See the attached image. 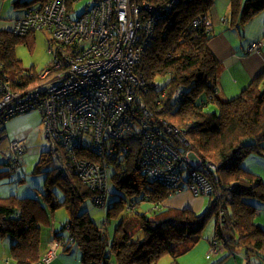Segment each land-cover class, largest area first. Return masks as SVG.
<instances>
[{
    "label": "trees",
    "instance_id": "16d2710c",
    "mask_svg": "<svg viewBox=\"0 0 264 264\" xmlns=\"http://www.w3.org/2000/svg\"><path fill=\"white\" fill-rule=\"evenodd\" d=\"M143 1L153 7L146 11V20H142L139 42L143 52L138 68L149 83L146 101L157 118H165L185 131L191 148L201 160L198 170L222 195L218 198L201 195L208 199V205L200 212L188 207L164 206L171 195L189 191L182 185L191 173L189 168H180L183 182L176 188H168L143 173V135L132 124L131 130L121 138L109 142L107 167L111 164L116 167L115 179L133 197L130 208L142 201L151 202L154 207L151 215L136 212L119 218L110 237L86 210H81L83 201L94 193L77 176L70 148L61 141L51 140L54 147L43 151L36 165L37 170L47 168L42 196L0 195V237L12 239L11 252L16 264L41 263L39 216L52 227L54 213L62 207L67 210V220L59 230H52V240L64 247L77 245L85 264H158L166 254L172 257L171 264H180L179 257L201 241L203 229L212 218L215 223L211 246L220 245L229 252L241 247L248 264L254 257L264 262V228L256 221V201L264 203V182L260 175L243 166L251 153L264 150V72L238 96L225 99L218 85L220 63L209 47L208 12L213 0H178L173 7H169L170 0ZM14 3L21 6L26 1L14 0ZM27 3L28 7L35 0ZM262 10L264 0H232L231 23L240 26ZM150 17L154 18L152 32L146 34L144 27ZM203 17L206 21L195 25V20ZM33 35H19L13 30L0 32V80L14 91L26 90L43 79L42 72L26 68L15 51L19 43L31 44ZM162 91H166V96L158 105L155 98ZM211 104L217 105L218 110H210ZM13 116L7 119L0 116V135ZM173 144L179 152H184L183 143ZM87 149L78 150L80 156L96 158L94 151ZM4 164L16 170L22 167L23 157L16 164L10 154ZM209 164L216 169H211ZM9 173L5 170L0 175ZM56 185L65 192L63 199L55 191ZM223 185L228 188H222ZM127 204L123 197L114 201L106 220L117 218ZM62 230L68 231L70 241Z\"/></svg>",
    "mask_w": 264,
    "mask_h": 264
},
{
    "label": "built area",
    "instance_id": "2783aa9c",
    "mask_svg": "<svg viewBox=\"0 0 264 264\" xmlns=\"http://www.w3.org/2000/svg\"><path fill=\"white\" fill-rule=\"evenodd\" d=\"M178 0H170L173 7ZM153 7L143 0H96L78 17L68 8V0H48L27 7L15 20L13 31L26 35L37 31L50 33L51 64L41 73L42 81L23 91H14L0 80V116L5 119L39 109L44 117L46 134L52 141L69 147L79 179L93 190L94 203L106 207L109 195L106 152L111 140H118L135 124L143 135L142 172L168 188L183 182L180 168H189L190 179L182 186L195 196L222 195L198 170L201 160L191 148L185 131L165 118H157L148 105V81L139 71L143 45L140 44L146 11ZM154 18L145 25L152 32ZM206 17L195 20L201 25ZM255 43L252 49H259ZM166 91L156 97L161 104ZM3 124V122H2ZM185 145L179 152L173 142ZM28 142H10L11 157L20 164ZM88 148L96 158L80 156ZM211 169L216 166L209 164ZM226 189L228 186L223 185ZM261 211L257 210L256 215ZM59 241L50 240L41 254V263L56 257ZM220 245H212L218 250Z\"/></svg>",
    "mask_w": 264,
    "mask_h": 264
},
{
    "label": "rangeland",
    "instance_id": "374dc122",
    "mask_svg": "<svg viewBox=\"0 0 264 264\" xmlns=\"http://www.w3.org/2000/svg\"><path fill=\"white\" fill-rule=\"evenodd\" d=\"M26 3L19 6L21 10H25L28 1L24 0ZM40 0H35L34 4H38ZM96 0H68V8L71 11L74 17H78L86 10L90 9ZM240 2H244L245 0H238ZM213 6L209 10V16L213 15L216 22H212L213 32H221L228 28V33L232 35V40L235 44L240 45L242 49V45H244L247 49V45L255 38H263V34L261 30L263 28L264 31V23L262 24L261 20L264 19V10L254 15L248 21L244 22L240 26L236 23L233 25L231 16H232V0H213ZM208 16V17H209ZM212 17V19H213ZM210 18V17H209ZM211 20V19H209ZM235 28V29H232ZM239 28V29H238ZM50 33L47 31H37L34 32L32 39V45L28 44L26 41L23 43H19L16 46V54L23 61V64L28 69H34L36 72H42L48 66L52 59V55L49 51V41ZM34 39V40H33ZM243 43V44H242ZM240 50V49H239ZM250 51V48H249ZM242 52V50L240 51ZM219 65V77L222 73L223 76H226L228 69L223 62H220ZM244 64L247 65L246 62ZM243 65V64H242ZM232 67H237V63L231 65ZM225 70L223 71V68ZM221 75V76H222ZM210 110H218L217 105L211 104ZM16 139H26L28 142V146L26 148V152L23 156V164L21 168L16 170H11L8 168L4 162L7 161V157L10 156L9 145L10 141ZM54 147V144L47 137L46 134V125L44 122V117L42 112L39 109H34L31 111L23 112L18 115L10 118L6 123V130L0 135V173L5 170H9L10 173L8 175L3 174L0 175V195L8 196L12 193H18L21 196H26V194H31L32 196L41 197L42 190L45 189V180H46V172L45 169L37 170L36 165L38 164L41 154L45 150H49ZM257 153V152H256ZM246 163V162H245ZM245 166V164H243ZM115 171L116 167L111 164L108 167V180H109V195L107 199V204L105 208L99 207L94 203L93 197L88 196L83 203L81 204V210H86L92 219L97 223L99 228L105 232H108L112 237L114 230L119 222V218H122L126 215H132L136 212L144 213L147 212L148 215H151V209L154 207V204L151 202H138V205H135L133 208L129 207V203L132 202L133 197H130L126 194L125 190L120 187V184L115 179ZM25 177V178H24ZM24 179L23 181H21ZM55 191L57 194L64 198L65 192L59 190V187L55 186ZM123 197L127 200V205L124 207L117 218H113L111 221H107V212L109 208L112 206L114 201ZM204 207L203 211L205 210ZM67 210L62 207L56 210L53 216V224L52 227L56 229H60L62 224L66 223L67 220ZM40 224L42 226V248L46 241H50L51 239H47L48 231L50 228V224H48L41 216H39ZM261 221V219H260ZM214 218L208 221L205 228L202 232V239L200 243L210 242L207 238L211 236L213 232ZM67 235V240L70 241V236L68 231L65 232ZM77 246V245H76ZM74 246V250H80ZM210 246V244H209ZM41 248V249H42ZM49 245L47 246V249ZM62 246L60 245L57 249L58 253L62 252ZM222 248V247H221ZM78 251L73 252V257L77 259L78 264H85L81 260V255ZM210 251V248L207 249V252ZM56 252V253H57ZM81 253V250H80ZM196 253V252H195ZM44 254V253H42ZM79 255V258H77ZM192 257V256H191ZM57 258V254H56ZM5 260V258H4ZM111 261V260H110ZM113 263H115V257L112 259ZM173 261L172 257L169 254L164 255L158 264H171Z\"/></svg>",
    "mask_w": 264,
    "mask_h": 264
},
{
    "label": "crops",
    "instance_id": "0c3cea01",
    "mask_svg": "<svg viewBox=\"0 0 264 264\" xmlns=\"http://www.w3.org/2000/svg\"><path fill=\"white\" fill-rule=\"evenodd\" d=\"M19 8V5H15L14 0H0V32L3 30L12 31L15 20L22 18L25 15L27 7L25 10H21ZM209 17V19H211V40L209 42V47L217 60L223 62L228 69L226 76H223L222 72V76L220 75L219 77L218 85L220 92L225 99L234 98L238 96L254 78L264 72L263 28L261 30V33L263 34L262 39L255 38V40H252L247 45V49L244 45H242L241 49L240 45L235 44V42L232 40V35L228 33V28H226L224 31L214 33L212 22H216V20L214 19L213 15ZM261 22L263 24L264 19L261 20ZM232 29L235 28L232 27ZM255 43L261 44V47L259 49H252L251 47ZM241 50L242 52H240ZM244 62H246L247 65L244 64ZM235 63H237V67H232L231 65ZM226 67L223 68V71ZM243 164H245L244 167L246 169L260 175L262 181L264 182V150H260L257 153H251L243 161ZM256 204L257 210L261 211L260 215H257L256 221L264 228V203L256 201ZM207 205L208 199L206 197L195 196L188 190H182L175 193L174 195H171V197L168 198L164 203V206H172L176 208L188 207L196 212L203 211L204 207H207ZM53 229L59 230V228L56 229L55 227L47 230L48 237L46 240L52 239L54 234L52 231ZM65 232L67 231L62 230V234L67 237ZM211 237L212 233L211 236L207 238V240H211ZM48 245L49 242L46 241L44 247H41L42 249H40L41 254L47 252ZM11 246V238L0 237V264H16L12 256ZM61 246L62 252H57V258L55 257L48 264H78L77 259L73 257L72 254L73 252L78 251L74 250V246L76 245L67 247H64L63 245ZM76 247L79 248L78 246ZM209 248L210 251L207 252V249ZM80 250L78 252L81 255L82 260V251L80 253ZM77 258H79V255H77ZM178 261L180 264H248L243 248H236L232 252L227 251L223 247H220L218 250H213L211 241L205 243L199 242L189 253L180 256ZM250 264H264V262L260 258L254 257L251 259Z\"/></svg>",
    "mask_w": 264,
    "mask_h": 264
},
{
    "label": "clouds",
    "instance_id": "9594fccd",
    "mask_svg": "<svg viewBox=\"0 0 264 264\" xmlns=\"http://www.w3.org/2000/svg\"><path fill=\"white\" fill-rule=\"evenodd\" d=\"M52 240V239H51ZM50 242V241H49ZM49 249V248H48Z\"/></svg>",
    "mask_w": 264,
    "mask_h": 264
}]
</instances>
